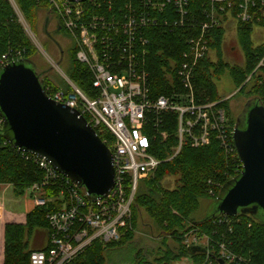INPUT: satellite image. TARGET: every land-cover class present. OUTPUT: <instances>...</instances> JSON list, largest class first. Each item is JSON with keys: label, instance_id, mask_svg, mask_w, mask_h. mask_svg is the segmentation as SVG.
I'll return each mask as SVG.
<instances>
[{"label": "trees", "instance_id": "trees-1", "mask_svg": "<svg viewBox=\"0 0 264 264\" xmlns=\"http://www.w3.org/2000/svg\"><path fill=\"white\" fill-rule=\"evenodd\" d=\"M14 1L22 17L31 27L35 24L36 10L43 9L52 14L45 0ZM147 1L149 0H87L83 4L85 11L81 22L95 20L97 32L106 37L101 49L111 72L126 70L137 73L154 102L160 97L167 100L172 98L173 94H188L191 91L196 104H215L214 109H221L225 113L231 140L236 121L229 120L228 99L222 100L218 96L216 81L222 74L227 73L239 89L237 94L244 93L248 99H259L264 106V43L255 46L251 41V33L255 26L264 29V19H260L261 22L258 24L241 22L237 18L239 12L237 6L231 9V18L235 22L239 45L244 56L243 66L239 67L225 63L221 59L225 29L221 24L217 26L211 24V8H215L218 16L225 15V12L222 13L220 10L221 5L213 0H188V13L181 18L171 5H168L163 13H152ZM140 10H143L148 18V23L143 27L137 20ZM251 12L259 18L257 8H252ZM57 29L59 30L60 26ZM202 33L208 40L210 53L216 54L217 61L213 62L208 58L195 66L192 59L186 58V55L189 53L190 41ZM35 51L36 48L18 22L10 4L7 1H0V69L3 67L2 61L5 63L24 61L38 70H45L36 65L33 59ZM69 51L70 55L73 53L69 65V79L87 97L94 98L97 94V89L92 85L94 73L87 65L74 59L76 52L74 44ZM261 60L262 66L254 72ZM168 61L176 64L175 71H171ZM182 63L188 66L185 69L186 72L189 71L188 80L182 79L184 77L177 73ZM168 73L171 74L173 82L167 79ZM48 75L43 76L42 85L46 93L51 95V92L63 86V83L56 85ZM145 117L148 137L155 140L157 148H160V153L163 154V151L175 143L176 116L172 111L154 109L146 113ZM85 119L87 120L86 117ZM101 129V133L98 129H95V132L101 141L106 139V146L110 147L113 137L105 129ZM2 130L0 186L11 185L15 196H23L28 190L34 199L36 194L30 189L34 184H42L45 181V174L34 158L17 152L5 140ZM161 132L170 134L168 140L161 141ZM231 143L233 144L232 141ZM241 170L235 149L227 152L213 135L207 144L197 148L186 145L179 156L160 165L153 175L143 178L140 182L131 207L132 229L125 232L118 242L105 245L93 242L71 264H174L185 256L199 264L204 258V252L192 253L193 247L185 246L182 236L191 229L205 228L207 224L214 231L212 235L214 241L223 238L226 243L229 241L230 250L244 257L247 264H264L263 224L249 215L226 218L217 216L205 222L204 216L198 219L195 216L200 201L209 199L208 205L214 202L221 189L236 178ZM165 177L177 178V186L173 190L162 188L161 182ZM60 185L62 186L58 182L48 183L41 194L43 197L53 198L58 194ZM58 208L60 202H48L42 207L34 205L31 211L21 215L7 212L0 207V264H27L29 253L41 250L34 247L43 244L45 237L47 245L50 229L46 217L48 213ZM141 210L155 227L163 230L167 236L162 238L161 247L152 259L140 258L138 251L132 261L122 263L113 257L114 253L110 257V252L132 242ZM32 235L34 243L30 246L29 238ZM168 235L172 238L174 246L167 244Z\"/></svg>", "mask_w": 264, "mask_h": 264}, {"label": "built area", "instance_id": "built-area-1", "mask_svg": "<svg viewBox=\"0 0 264 264\" xmlns=\"http://www.w3.org/2000/svg\"><path fill=\"white\" fill-rule=\"evenodd\" d=\"M0 1H7L10 4L26 33L24 18L15 1ZM45 1H49V10L52 15H56L62 28L72 35H77L79 50L76 60L87 65L94 73L92 85L97 89V94L94 98L87 97L66 76L62 79L63 86L51 92V95L46 93L45 88L44 91L51 100L76 110L84 119L86 117V122L94 131L98 129L101 133L100 128H103L113 137L110 147H107L112 156L114 186L106 196L100 199H90L82 189L73 184L69 178L58 173L45 160L17 150L22 155L34 158L45 174V181L39 185L34 184L30 189L36 194L34 205L42 207L48 202H60V208L48 213L46 217L50 229L47 245L41 250L31 251L27 264H71L93 242L97 241L104 245L118 242L125 232L132 229L131 207L137 195L139 183L143 178L153 175L160 165L179 156L186 145L197 148L207 144L213 135L227 152H232L234 148L231 143L232 137L230 140L228 133L225 113L221 109H214L215 104H196L191 91L188 94H173L172 98L167 100L160 97L154 102L143 87L137 73L126 70L111 72L107 58L101 49L106 37L97 32L95 20L88 23L81 22L85 2ZM213 1L221 5L220 10L222 13L225 12V15L219 14V17L215 8H211L212 25L221 24L222 26L224 18H231V9L234 6H237L239 11L237 18L241 22L258 23L261 22L260 19H264V0ZM168 5H171L181 18L188 13V0L147 1V6L152 13H163ZM252 8H257L261 17L257 18L251 12ZM137 20L142 27L148 23L143 10L139 11ZM189 44V53L186 58H191L193 65L196 66L204 59L211 60L208 40L203 37V33L191 40ZM3 59H5L4 56ZM1 64L4 67L8 63L2 61ZM262 64L263 60L259 62L254 72ZM168 65L171 71L176 70V64L173 61H168ZM186 68H188L187 64L182 63L177 73L184 77L182 79L188 80L189 71L186 72ZM166 77L173 82L171 74L168 73ZM154 109L172 111L176 116L175 143L168 150L163 151V154L160 153V148H157L155 140L149 139L147 134L148 124L145 114ZM3 125L4 122L0 116V131ZM160 136L161 141H166L170 134L161 132ZM106 141L105 139L102 142L106 145ZM55 182L62 184L58 194L53 198L43 197L41 191L44 186ZM210 194H212L211 191ZM183 244L199 247L204 250L203 254L208 256L207 250L194 240L188 243L183 242ZM226 252L222 249V253L214 260L219 264L233 263V255Z\"/></svg>", "mask_w": 264, "mask_h": 264}, {"label": "water", "instance_id": "water-1", "mask_svg": "<svg viewBox=\"0 0 264 264\" xmlns=\"http://www.w3.org/2000/svg\"><path fill=\"white\" fill-rule=\"evenodd\" d=\"M51 19L48 13L42 28L46 36ZM49 71L24 61L0 69L4 138L14 149L45 160L90 199H100L114 186L111 152L76 110L46 95L42 78ZM232 142L242 170L221 189L214 210L203 221L249 215L264 225V106L259 99L244 104L232 131ZM196 252L204 250L193 247L192 253Z\"/></svg>", "mask_w": 264, "mask_h": 264}, {"label": "rangeland", "instance_id": "rangeland-1", "mask_svg": "<svg viewBox=\"0 0 264 264\" xmlns=\"http://www.w3.org/2000/svg\"><path fill=\"white\" fill-rule=\"evenodd\" d=\"M47 2V1H46ZM49 2V1H48ZM48 2L46 4H48ZM48 6V5H47ZM50 7L48 6V9ZM48 11L46 10H36L35 12V20L34 27L25 21L26 24V35L28 36L32 45L36 48L35 55H33V59L35 60L36 65L39 68L49 70V78L56 84L61 85L62 79L64 76L67 78L69 75V65L70 59L73 53L70 55L69 49L74 44L76 47V52L74 54V59L76 60L77 53L79 50V41L77 35H72L70 32H67L63 28H61V24L57 21L56 15L51 16V21L47 27V33L49 36H46L43 31V25L46 20ZM233 19L230 17H226L222 20V26L225 29V32L228 36H225L222 43V61L229 63H233V61H237L238 66H242L244 63V56L239 45L237 31L235 28V23L232 21ZM228 21L233 22V28H226V24ZM30 25H28V24ZM256 24V22H253ZM258 24V23H257ZM60 26L58 30L57 27ZM255 31L259 30L261 32V36L259 38H255L253 40L254 44H261L264 42V29L262 27H254ZM233 32L232 34H230ZM254 32V30H253ZM252 32V33H253ZM251 33V36H252ZM62 50L61 51L59 49ZM234 46V47H233ZM208 50H210L208 48ZM212 53V52H211ZM211 58L214 60L213 54H211ZM211 59V60H212ZM233 60V61H232ZM77 61V60H76ZM233 65V64H232ZM217 93L220 95H225L231 91L234 93L228 99V112H229V120L233 122L236 121L237 116L240 114L245 102L248 98L244 93H238L239 89L232 82L231 78L227 73L222 74L220 79L216 81ZM227 100V99H222ZM250 100V99H248ZM140 185V183H139ZM161 186L166 190H173L177 186V178L176 177H165ZM34 203V199L31 198L29 191L25 192L23 196H15L13 192V187L11 185H2L0 186V206L4 208L5 211L14 213V214H25L28 209H30L31 204ZM209 204V199H204L200 201V205L197 213L195 214L196 219L201 216H205L207 213L211 212L215 208V202ZM209 207V208H208ZM29 211V210H28ZM212 224V223H211ZM213 225V224H212ZM40 233H44V231H39ZM214 231H212L209 224L206 225L205 228H194L185 233L182 236V240L185 243L192 242V240L196 241L197 244L207 250V255H204L202 261L199 264H219L214 259L217 255L222 253V249L227 251L226 253L232 254L234 257L233 263L228 264H247L244 260L245 258L241 255L232 252L230 250V242L226 243L225 239L214 241L213 235ZM167 236V234L158 228L155 227L154 223L149 219V217L144 213L143 210L140 211L139 219L137 223V227L135 229V234L132 242L123 248L110 252L113 257H116L120 262H128L132 261L136 252H140V258L152 259L153 255L158 252V248L161 247V240L163 237ZM33 235L29 238V245H32ZM217 242L219 244L217 245ZM167 244L169 246H174V242L172 238L167 237ZM218 253V254H217ZM197 264L194 259H190L188 257H183L179 261H176L174 264ZM227 263V262H226ZM110 264V263H108Z\"/></svg>", "mask_w": 264, "mask_h": 264}, {"label": "crops", "instance_id": "crops-1", "mask_svg": "<svg viewBox=\"0 0 264 264\" xmlns=\"http://www.w3.org/2000/svg\"><path fill=\"white\" fill-rule=\"evenodd\" d=\"M233 21V20H232ZM235 23V22H234ZM233 22L231 23V21H228L227 22V24L225 25L226 26V28H230V27H232L233 28V25L232 24H234ZM233 32H231L230 34H232ZM234 34V33H233ZM233 34L231 35V36H233ZM225 36H228L227 35V33L225 32ZM225 36H224V38H225ZM261 36V32L258 30H256L255 31V29H254V32L252 33V36H251V41H252V43L254 44V42H253V40L255 39V38H259ZM264 43V42H263ZM263 43H261V44H263ZM260 44V45H261ZM255 46H259V44H254ZM234 47V46H233ZM210 54H213V56H214V60L212 59V61L213 62H215V61H217V56H216V54L215 53H210ZM223 54V53H222ZM211 56V55H210ZM222 57V56H221ZM224 57V56H223ZM222 57V58H223ZM221 58V59H222ZM233 61V60H232ZM237 61H239V59H237L236 61H233V63H229V64H233V65H235V66H238V65H236L237 64ZM227 63V62H226ZM243 66V65H242ZM239 67H241V66H239ZM216 92H217V88H216ZM234 93V91H231V92H229V93H227V94H225V95H220V94H218V96L221 98V99H229V97L232 95ZM1 207V206H0ZM33 207H34V203L33 204H31V207H30V209H28L29 211H31L32 209H33ZM1 209H4L3 207H1ZM27 210V212H29ZM26 212V213H27ZM35 237V236H34ZM32 242H33V239H32ZM34 243V242H33ZM46 246V237H45V239H44V242H43V244H41V245H38V246H36V247H34V248H36V249H43L44 247Z\"/></svg>", "mask_w": 264, "mask_h": 264}, {"label": "flooded vegetation", "instance_id": "flooded-vegetation-1", "mask_svg": "<svg viewBox=\"0 0 264 264\" xmlns=\"http://www.w3.org/2000/svg\"><path fill=\"white\" fill-rule=\"evenodd\" d=\"M246 103V102H245ZM242 111V110H241Z\"/></svg>", "mask_w": 264, "mask_h": 264}, {"label": "bare ground", "instance_id": "bare-ground-1", "mask_svg": "<svg viewBox=\"0 0 264 264\" xmlns=\"http://www.w3.org/2000/svg\"><path fill=\"white\" fill-rule=\"evenodd\" d=\"M132 217V216H131Z\"/></svg>", "mask_w": 264, "mask_h": 264}]
</instances>
